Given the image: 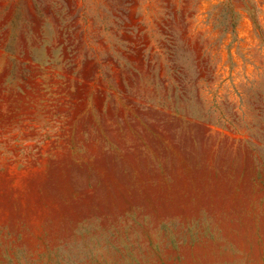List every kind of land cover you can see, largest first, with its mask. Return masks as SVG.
I'll return each instance as SVG.
<instances>
[{
    "label": "rangeland",
    "instance_id": "obj_1",
    "mask_svg": "<svg viewBox=\"0 0 264 264\" xmlns=\"http://www.w3.org/2000/svg\"><path fill=\"white\" fill-rule=\"evenodd\" d=\"M0 264H264V0H0Z\"/></svg>",
    "mask_w": 264,
    "mask_h": 264
}]
</instances>
